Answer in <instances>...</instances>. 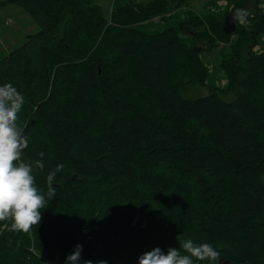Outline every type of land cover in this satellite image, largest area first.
Listing matches in <instances>:
<instances>
[{
  "label": "trees",
  "instance_id": "trees-1",
  "mask_svg": "<svg viewBox=\"0 0 264 264\" xmlns=\"http://www.w3.org/2000/svg\"><path fill=\"white\" fill-rule=\"evenodd\" d=\"M188 1L113 0L107 12L96 0H0L38 26L0 57V85L25 98L23 158L44 164L33 170L44 192L64 166L38 225L25 233L0 221V264H65L78 243L81 264L92 248L108 264H138L187 239L220 253L194 264H264V47L251 50L264 34L262 0L228 2L258 11L234 31L244 59L235 42L219 63L218 90L231 100L183 96V84L209 77L195 40L232 34L225 14L201 17L182 9ZM157 15L160 26L148 22Z\"/></svg>",
  "mask_w": 264,
  "mask_h": 264
},
{
  "label": "clouds",
  "instance_id": "clouds-1",
  "mask_svg": "<svg viewBox=\"0 0 264 264\" xmlns=\"http://www.w3.org/2000/svg\"><path fill=\"white\" fill-rule=\"evenodd\" d=\"M249 13L237 9L234 19L247 27ZM25 102L23 94L12 83L0 85V221L13 220L12 230L27 233L42 219L41 210L47 207L55 196L53 182L56 174L63 170L57 164L46 177L47 192L38 187L33 174L34 167L44 168L41 160L26 162L24 150L29 146L28 137L18 123V113ZM41 157L43 153H40ZM183 249V254L181 252ZM83 245L77 244L66 256L65 264H81ZM198 261H218L220 253L210 243H195L192 239L180 241V247H160L142 253L138 264H194ZM82 264H108L106 260H83Z\"/></svg>",
  "mask_w": 264,
  "mask_h": 264
},
{
  "label": "rangeland",
  "instance_id": "rangeland-1",
  "mask_svg": "<svg viewBox=\"0 0 264 264\" xmlns=\"http://www.w3.org/2000/svg\"><path fill=\"white\" fill-rule=\"evenodd\" d=\"M102 4L107 12H110L113 5V0H96ZM230 0H189L182 9L191 10L199 16H203L212 12L216 16L220 14H225V17L222 21V28L224 22L229 28L232 22L235 24L234 30H231L228 33L232 34L229 36L228 40H217L213 41H202L200 39L195 40V48L200 52V57L202 61L206 64L209 72V77L206 79L203 84L188 83L183 84V96L189 98H195L200 95L209 93L210 91H216L221 97L226 100H231L233 94L227 93L224 94L218 90L225 84V71L223 66L220 67L219 63L228 58L229 55L233 52V44L236 42L237 46L235 52L239 53V59L243 60L246 56L248 49V44H245L240 36L236 35L234 31L236 30L237 24L245 27L239 21L234 19L235 11L233 4L228 3ZM260 12H264V0L259 3ZM254 4L251 2L244 3L240 9H245L249 13L247 17L248 24L247 27L251 24L253 26L254 19L258 17V11L255 10ZM172 12V11H171ZM171 12H166V15ZM161 17L159 15L154 16L148 20L152 24L162 25ZM147 22V23H148ZM250 26V28H251ZM245 27V28H247ZM38 29V26L30 15L25 12L21 7L7 4L0 9V57L6 55L12 48L20 45L26 39L28 34L35 32ZM224 31V29H223ZM250 31V30H249ZM225 32V31H224ZM187 40L191 43V39L187 35ZM243 36V35H242ZM242 43V45H241ZM264 47V34L262 36V42L254 45L252 51H260ZM100 70V69H99Z\"/></svg>",
  "mask_w": 264,
  "mask_h": 264
},
{
  "label": "water",
  "instance_id": "water-1",
  "mask_svg": "<svg viewBox=\"0 0 264 264\" xmlns=\"http://www.w3.org/2000/svg\"><path fill=\"white\" fill-rule=\"evenodd\" d=\"M225 22L223 25V29L226 33L230 32L231 30H234L235 24L233 22L229 28L226 26ZM99 257H100V250L97 248H92V249H90V251L87 254L84 255V257L82 258V262H83V260H88V259H91L92 261L95 262L99 259ZM222 264H233V263H228V260H225L222 262Z\"/></svg>",
  "mask_w": 264,
  "mask_h": 264
}]
</instances>
